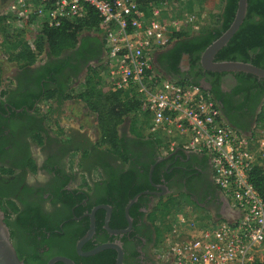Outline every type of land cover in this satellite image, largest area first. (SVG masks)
Here are the masks:
<instances>
[{"label":"flooded vegetation","instance_id":"1","mask_svg":"<svg viewBox=\"0 0 264 264\" xmlns=\"http://www.w3.org/2000/svg\"><path fill=\"white\" fill-rule=\"evenodd\" d=\"M97 39L101 44L100 38ZM79 47H82L80 52L69 53L74 68L65 70L74 83L96 61L87 58L100 50L97 43L87 41L86 37H82ZM101 53L102 49L100 56ZM156 57L157 69L163 71L167 78L175 82L198 83L213 91L227 122L234 128L240 127L239 131L251 129L257 118L252 109L259 93L253 96L242 92L239 73L208 75L212 72L202 68L200 58L191 67L186 55L179 63L178 74H175L164 71ZM16 72L14 85L8 88L11 94L0 98V106L4 109L0 110V198L12 200L18 206L19 211L9 225L14 233V249L23 259L47 264L55 257L71 259L60 255V252L78 259H89L110 250L116 253V262L114 249H105L89 257L80 256L76 251L77 242L90 230L89 215L98 207L94 214V233L82 246V251L87 248L83 252L103 244H118L123 264H158L154 212L160 200L175 197L184 204L218 213L223 196L213 184L211 166L205 157L186 151L160 156L150 145L140 142L132 134L128 135L125 127L119 136L121 142L117 154L100 151L98 147H90L81 141L52 138L45 122L41 124L37 119L29 118L34 108L39 106V101L32 110L25 106L13 107V102L20 101L34 89L33 82L25 86L23 79L15 80L19 69ZM31 75L34 76L33 72ZM39 133L43 137L40 146L34 139ZM74 153L77 154L75 165L71 163ZM32 165L35 166L34 172ZM3 168L10 173L2 174ZM73 191L77 194L69 196ZM78 195L83 198L79 200ZM131 202L129 223L125 210ZM103 206L111 209L108 228L107 211ZM76 210H82L80 216H75ZM99 211L103 214L102 217L99 215L98 227L96 214ZM19 219L24 228L18 226ZM80 229L85 232L73 248L65 240L53 236L58 233L72 235L79 233ZM57 263L60 262L54 264ZM80 264L91 263L80 260Z\"/></svg>","mask_w":264,"mask_h":264},{"label":"built area","instance_id":"2","mask_svg":"<svg viewBox=\"0 0 264 264\" xmlns=\"http://www.w3.org/2000/svg\"><path fill=\"white\" fill-rule=\"evenodd\" d=\"M185 1L0 0L6 28L0 33V89L10 87L5 75L17 69L4 42L13 37L12 43L23 40L34 50L43 28L84 21L93 10L104 50L95 65L103 67L100 75L110 91L139 102L129 119L136 120L144 137L159 140L160 156L182 149L206 157L213 184L240 212L235 221H216L184 205L160 226L159 259L165 264H264V194L250 181L255 167L264 169V98L256 112L263 119L244 133L227 122L208 89L180 84L157 69L155 57L168 47L172 32L197 31L201 18L208 23L209 13H188ZM44 59L37 53L36 63Z\"/></svg>","mask_w":264,"mask_h":264},{"label":"trees","instance_id":"3","mask_svg":"<svg viewBox=\"0 0 264 264\" xmlns=\"http://www.w3.org/2000/svg\"><path fill=\"white\" fill-rule=\"evenodd\" d=\"M168 1L170 3H176L178 0ZM237 2L238 0H186L185 10L188 13L201 14L208 11L210 12L209 22L205 23L197 31H192V28H185L179 32H172L168 47L160 51L156 57V61L162 65V69L178 74L179 63L182 57L186 55L189 57L191 67L196 65L202 52L232 24L237 9ZM88 12L89 14L84 21H77L75 23L66 22L58 29L43 28L41 33L36 37L34 50L27 43H23V40L12 43L11 40L14 39L13 37H10L9 44L4 42L3 46L10 54L9 63H14L17 69H19V74L15 80L23 79L24 83L26 82L25 86L30 82H33L34 85V89H31L25 97L20 101L13 102V107L19 109L25 106L28 110H32L36 101H39L38 105H41L58 98H63L65 101L79 100L84 103L89 112L97 116L100 133L98 147H105V151L108 153L117 154L119 151V143L121 142L118 135V127L124 122V119L131 118L130 115L139 110V102L135 99L128 98L122 92L110 91L104 77L100 75L103 69L101 66L91 63L83 78V83L79 88L72 87L74 82L71 76L65 73L67 68H74L71 66L69 53L81 51L82 47H79V44L82 37H86L89 42L97 43L100 50L103 47L95 35L99 24L97 14L93 10ZM3 23L4 18L0 16V33H6V28ZM6 38L9 40V36ZM100 50L97 54L94 53V55H91L87 59L98 60ZM37 53H43L45 55V59L39 63H36ZM214 61H239L250 63L258 68L264 69V0H247L246 16L241 26L226 46L217 52ZM32 72L34 76L31 75ZM2 74L3 69H1L0 62V87ZM208 75L218 76L215 73H208ZM239 76L242 78L239 85L242 92L252 94L253 96L259 93L258 101L252 109V114L254 115L264 98V80L261 79L258 81L256 77L244 73H239ZM178 83L188 84L190 82ZM190 84L204 87L198 83ZM75 91L78 93L73 95ZM209 92L215 99L213 91L210 90ZM9 94H11V90L8 88L0 89V98H5ZM216 101L218 102V100ZM39 107L34 108L33 115H29V118L31 120L37 119L41 124L45 121L48 122L47 116L41 113ZM0 110L4 111L2 106H0ZM23 113L27 115V113ZM262 119L263 115L261 113L257 115L256 120L258 122ZM130 120V133L140 142L153 147L155 153H158L159 140L144 137L136 127V120L133 118ZM236 128L240 129L238 126ZM43 132L44 134L47 133L46 131ZM40 134L34 137L38 146L43 142V137ZM31 170L33 172L35 171L34 165H32ZM7 173H10V171L3 168L2 174ZM250 181L261 194H264V169L262 167L257 166L254 168L250 175ZM76 192L73 191L69 196L76 195ZM76 197L79 200L83 198L82 195ZM182 203V201L175 197H170L165 201H159L158 207L154 212L157 242L160 237V226L165 225V222L168 221V218L173 212L181 209L183 206ZM0 211L3 214V219L9 230L10 240L13 245L14 233L9 224L12 220L11 218L19 211L18 206L12 200H3V198H0ZM81 211L76 210L75 216H80ZM100 214L102 217V211L96 214L98 227L100 225ZM17 224L20 228H24L21 219L18 220ZM84 232V229H80L79 233L72 235L68 233L61 235L58 233L53 236L57 237L58 240H65L73 248L76 241ZM86 249V247L83 248V251H86ZM15 251L18 258L25 264H36L32 259H23L22 255L17 250ZM59 254L71 258L75 264H80V260L84 262L90 261L91 264H114L116 256V253L110 250L99 253L89 259H78L74 255L63 254L62 252Z\"/></svg>","mask_w":264,"mask_h":264},{"label":"crops","instance_id":"4","mask_svg":"<svg viewBox=\"0 0 264 264\" xmlns=\"http://www.w3.org/2000/svg\"><path fill=\"white\" fill-rule=\"evenodd\" d=\"M102 45V42H101ZM103 47L102 53L98 60L93 62L95 65L96 62H99L103 57ZM17 69H13L10 72L6 73L5 77L8 78L7 86L14 85V76ZM87 73V72H85ZM80 78L79 81L73 83V88L81 87L83 83V78L85 74ZM78 92L75 91L73 95H76ZM40 111L42 114L47 116V121H45V125L48 124V134L55 139L59 140H67L72 142L86 143L88 146H96L98 147V143L100 141V133L97 124V116L94 113L88 111L84 103L79 100L65 101L63 98H58L55 100H51L47 103H43L39 105ZM50 127V128H49ZM123 127L128 131V135L130 133L131 120L128 118L124 119V122L118 127V135H121V130ZM238 130V129H237ZM243 132V131H241ZM245 133V132H244ZM100 151H105V147H98ZM76 159L77 162V154L74 153L72 155ZM94 175V172L92 173ZM91 174V175H92ZM221 193V192H220ZM200 216L213 219V220H225V221H235L239 216L240 212L234 209L228 201L223 198V204L219 208L218 213L212 212L209 210H201ZM156 255V260L158 264L163 263L158 255Z\"/></svg>","mask_w":264,"mask_h":264},{"label":"water","instance_id":"5","mask_svg":"<svg viewBox=\"0 0 264 264\" xmlns=\"http://www.w3.org/2000/svg\"><path fill=\"white\" fill-rule=\"evenodd\" d=\"M247 11V0H238L237 9L234 16V20L230 27L213 43H211L201 54L200 56V64L202 68L208 72L212 73H244L249 74L257 79L264 80V69L258 68L250 63H244L239 61H221L215 62L214 57L219 50H221L229 40L233 37V35L238 31L241 26ZM178 152H185L182 149H176L173 154ZM134 202V200L132 201ZM132 202L127 206L125 212L130 223V219L128 217V209ZM98 208V207H97ZM93 209L92 213L89 215L90 218V230L84 235L76 244V251L78 255L89 257L93 256L99 252H102L105 249H114L117 252V258L115 264H123L122 262V250L118 244H103L89 252H83L82 246L92 237L94 233V214L96 209ZM102 208L106 209L107 217H106V228H108L109 216H110V208L103 206ZM56 262H60L62 264H75L71 259L66 257H55L51 259L47 264H54ZM0 264H25L21 261L10 240L9 230L4 222L3 214L0 211Z\"/></svg>","mask_w":264,"mask_h":264},{"label":"rangeland","instance_id":"6","mask_svg":"<svg viewBox=\"0 0 264 264\" xmlns=\"http://www.w3.org/2000/svg\"><path fill=\"white\" fill-rule=\"evenodd\" d=\"M216 12V11H215ZM208 13H210V12H208V11H205V14H208ZM207 22H209V21H207ZM196 26L195 27H197V30H199V29H201L204 25H205V20L203 19L202 20V18L199 20V22H197V24H195ZM193 31V30H192ZM194 31H196V29L194 28ZM47 126H48V124H47ZM50 128V127H49ZM75 162H76V159L74 158V157H71V163H73L74 165H75ZM184 202H185V198H184ZM183 204V206L184 205H187V204H184V203H182ZM183 206L181 207V208H183ZM189 208L194 212V213H201L200 212V209L198 208V207H196V206H194V205H189ZM189 209V210H190ZM187 210V209H186ZM176 212V211H175ZM174 213V212H173ZM201 217H203V216H201Z\"/></svg>","mask_w":264,"mask_h":264}]
</instances>
